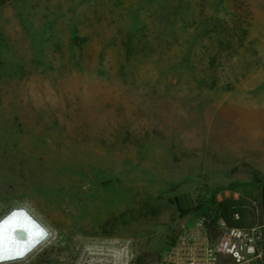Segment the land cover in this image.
Listing matches in <instances>:
<instances>
[{
    "label": "rangeland",
    "instance_id": "rangeland-1",
    "mask_svg": "<svg viewBox=\"0 0 264 264\" xmlns=\"http://www.w3.org/2000/svg\"><path fill=\"white\" fill-rule=\"evenodd\" d=\"M15 207L50 237L9 264H181L224 213L264 253V0H0Z\"/></svg>",
    "mask_w": 264,
    "mask_h": 264
},
{
    "label": "built area",
    "instance_id": "built-area-1",
    "mask_svg": "<svg viewBox=\"0 0 264 264\" xmlns=\"http://www.w3.org/2000/svg\"><path fill=\"white\" fill-rule=\"evenodd\" d=\"M43 229L42 239L47 242L50 234ZM257 240L255 228L227 227L215 243H208L201 229H184L168 258L181 264H218L219 256H223L231 264H264V253L257 248Z\"/></svg>",
    "mask_w": 264,
    "mask_h": 264
},
{
    "label": "clouds",
    "instance_id": "clouds-1",
    "mask_svg": "<svg viewBox=\"0 0 264 264\" xmlns=\"http://www.w3.org/2000/svg\"><path fill=\"white\" fill-rule=\"evenodd\" d=\"M7 212L0 216V220L7 214ZM19 219L12 218L3 224L2 222H0V253H9L22 249L23 252L20 255V257L9 259L4 263L0 261V264H9V263L22 261L27 257H29L30 255H32L33 253H35L45 243L42 238L33 236L29 232H26L21 228L15 227L13 229H10V227L15 225L16 221Z\"/></svg>",
    "mask_w": 264,
    "mask_h": 264
},
{
    "label": "bare ground",
    "instance_id": "bare-ground-1",
    "mask_svg": "<svg viewBox=\"0 0 264 264\" xmlns=\"http://www.w3.org/2000/svg\"><path fill=\"white\" fill-rule=\"evenodd\" d=\"M14 211L13 214L7 213L0 222L5 223L9 221L12 218H20L16 221V224L10 227V229H13L15 227L21 228L26 232H29L33 236H37L38 238H42V234L45 232L43 229V226L41 223L28 211H26L23 208H14L10 210V212ZM27 214V215H25ZM9 215V216H8ZM24 216V218H23ZM7 231V230H6ZM22 250H17L14 252L9 253H0V261L4 263L5 261H8L9 259L18 258L22 254Z\"/></svg>",
    "mask_w": 264,
    "mask_h": 264
},
{
    "label": "trees",
    "instance_id": "trees-1",
    "mask_svg": "<svg viewBox=\"0 0 264 264\" xmlns=\"http://www.w3.org/2000/svg\"><path fill=\"white\" fill-rule=\"evenodd\" d=\"M223 216H224V219L226 220V223L228 224V227H234L233 226V224L230 222V220L228 219V217L226 216V213H224L223 214ZM212 224H213V226L216 224V220H214L213 222H212ZM207 229H208V231H209V233L211 234V235H213V231L216 229V227H214V228H212V229H210L209 227H207Z\"/></svg>",
    "mask_w": 264,
    "mask_h": 264
},
{
    "label": "crops",
    "instance_id": "crops-1",
    "mask_svg": "<svg viewBox=\"0 0 264 264\" xmlns=\"http://www.w3.org/2000/svg\"><path fill=\"white\" fill-rule=\"evenodd\" d=\"M204 231V230H203ZM204 236H205V239H207V242L208 243H213V242H211V240H210V238H209V236H208V233L206 232V231H204Z\"/></svg>",
    "mask_w": 264,
    "mask_h": 264
},
{
    "label": "water",
    "instance_id": "water-1",
    "mask_svg": "<svg viewBox=\"0 0 264 264\" xmlns=\"http://www.w3.org/2000/svg\"><path fill=\"white\" fill-rule=\"evenodd\" d=\"M174 201H175V204H176L177 210L180 211V210H181V207H180V204H179V202H178V199L175 198Z\"/></svg>",
    "mask_w": 264,
    "mask_h": 264
}]
</instances>
